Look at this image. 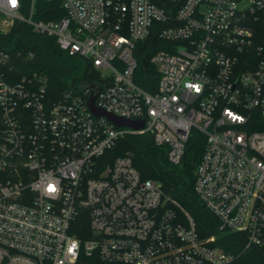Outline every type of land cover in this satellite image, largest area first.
I'll list each match as a JSON object with an SVG mask.
<instances>
[{"label":"built area","instance_id":"1","mask_svg":"<svg viewBox=\"0 0 264 264\" xmlns=\"http://www.w3.org/2000/svg\"><path fill=\"white\" fill-rule=\"evenodd\" d=\"M37 1L26 11L23 0H0V31L21 21L55 38L99 74L95 106L144 128L95 116L91 89L49 100L47 76L14 81L0 54V264L235 260L215 236L200 238L187 212L181 221L179 203L143 179L130 155L109 162L126 134H151L173 165L203 137L199 198L221 232L264 250V0H60L63 16L35 20ZM153 35L163 48L151 57L159 81L149 92L135 81V49ZM80 219L85 239L73 233Z\"/></svg>","mask_w":264,"mask_h":264},{"label":"trees","instance_id":"2","mask_svg":"<svg viewBox=\"0 0 264 264\" xmlns=\"http://www.w3.org/2000/svg\"><path fill=\"white\" fill-rule=\"evenodd\" d=\"M23 1L26 11H29L30 0ZM59 2L60 0H38L34 19L50 20L63 16L64 11ZM162 48L163 41L155 35L136 45L135 57L138 67L135 81L149 92L155 91L159 81V73L151 63V57ZM0 54L10 57L8 67L3 70L7 75L15 73L14 81L33 73L47 76V98L51 101H57L66 90L80 88L81 83H97L99 80V74L86 59L62 52L55 38L37 34L30 25L21 21H15L7 32L0 31ZM30 54L33 57H30ZM1 131L0 110V135ZM204 148L205 139L201 136L193 137L187 145L182 162L173 165L168 160L167 148L156 145L151 134H126L118 139L106 155L110 163L117 157L130 155L143 179L156 180L161 184L164 194L179 203L184 210L177 211L181 221H185L187 212L193 218L200 238L215 236L214 245L235 256V260L230 264H264V250L255 246L246 249L247 239L243 233L221 232L217 218L199 198L195 190V171ZM73 233L81 239L89 237L87 219H80L74 225ZM94 260L99 262L97 256Z\"/></svg>","mask_w":264,"mask_h":264},{"label":"water","instance_id":"3","mask_svg":"<svg viewBox=\"0 0 264 264\" xmlns=\"http://www.w3.org/2000/svg\"><path fill=\"white\" fill-rule=\"evenodd\" d=\"M80 89L86 90V89H91L92 94L90 96V99L88 101V106L91 110V112L97 116V117H106L111 123H113L116 127L118 128H130L133 130H141L144 128V122L143 121H128L119 117H116L110 113H107L95 106V100L101 91V87L99 84L90 82V83H81L79 85Z\"/></svg>","mask_w":264,"mask_h":264}]
</instances>
